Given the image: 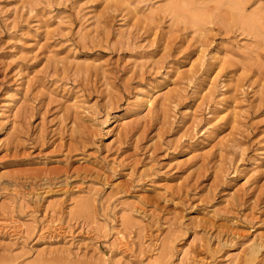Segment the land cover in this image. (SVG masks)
Here are the masks:
<instances>
[{"label": "rangeland", "instance_id": "374dc122", "mask_svg": "<svg viewBox=\"0 0 264 264\" xmlns=\"http://www.w3.org/2000/svg\"><path fill=\"white\" fill-rule=\"evenodd\" d=\"M251 249L264 264V0H0V264Z\"/></svg>", "mask_w": 264, "mask_h": 264}, {"label": "bare ground", "instance_id": "6f19581e", "mask_svg": "<svg viewBox=\"0 0 264 264\" xmlns=\"http://www.w3.org/2000/svg\"><path fill=\"white\" fill-rule=\"evenodd\" d=\"M238 2H240V0H238ZM174 10L176 11V13H177V15H179V14H183V13H186L187 15H189L192 19H194V20H196V19H199L198 17V14H197V12L190 6V3L189 2H183L182 4H177V5H175L174 6ZM239 11H240V15H241V8H239ZM243 11V10H242ZM239 13V12H238ZM245 22H246V24H251V23H257V25H260L261 26V24H260V21H258L257 19L256 20H254V19H252V18H250V19H246L245 18ZM202 55V54H201ZM204 56V55H203ZM200 57H202V56H200ZM203 58V57H202ZM161 91V89H157V91H156V93L155 94H157V93H159ZM153 100H154V96L153 95H150L149 97H147L146 98V100L144 101V103H143V105H144V107L145 108H149L150 109V107H153ZM227 110H228V108H227ZM227 112V111H226ZM141 114V113H140ZM126 118H123V119H121V120H119L118 122H117V127L118 128H122V126H124V124H125V122H126V120H125ZM119 131L121 130V129H118ZM53 214V213H52ZM123 214V213H122ZM46 215V214H45ZM130 217V216H129ZM47 218V217H46ZM54 219V218H53ZM50 221V220H49ZM123 221V220H122ZM43 226V225H42ZM55 226V225H54ZM60 227V226H59ZM62 228V227H61ZM121 229V228H120ZM119 229V230H120ZM54 232V231H53ZM116 232V231H115ZM117 235H118V242H120V243H124V241H125V235H123V234H121L119 231H118V233H117ZM116 242V241H115ZM128 242V241H127ZM118 245H120L119 243H117ZM123 245V244H122ZM125 247V246H124ZM255 248V247H254ZM185 249V248H184ZM257 249V248H256ZM182 250V249H181ZM255 252H256V250H254V249H251V250H249L246 254H245V256H246V262H247V264H251L253 261H254V257H256L255 256ZM182 253H183V256H186L187 255V253L188 252H186V251H182ZM189 255V254H188ZM188 255H187V257H188ZM180 256V255H179ZM186 257V258H187ZM235 259V258H234ZM181 260H182V258H181ZM231 261V260H230ZM229 261V262H230ZM235 262V261H234ZM230 264V263H229Z\"/></svg>", "mask_w": 264, "mask_h": 264}]
</instances>
